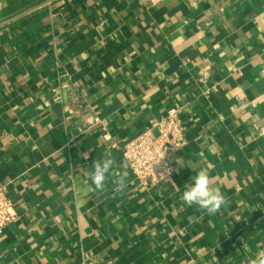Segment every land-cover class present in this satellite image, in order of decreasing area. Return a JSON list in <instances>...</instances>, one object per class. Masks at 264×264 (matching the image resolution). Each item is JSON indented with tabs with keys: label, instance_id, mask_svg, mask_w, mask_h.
Masks as SVG:
<instances>
[{
	"label": "crops",
	"instance_id": "1",
	"mask_svg": "<svg viewBox=\"0 0 264 264\" xmlns=\"http://www.w3.org/2000/svg\"><path fill=\"white\" fill-rule=\"evenodd\" d=\"M174 106L187 144L143 190L121 147ZM106 154L99 191L86 173ZM200 170L227 198L215 215L181 199ZM3 184L18 221L0 264H250L264 251V0H0Z\"/></svg>",
	"mask_w": 264,
	"mask_h": 264
},
{
	"label": "built area",
	"instance_id": "2",
	"mask_svg": "<svg viewBox=\"0 0 264 264\" xmlns=\"http://www.w3.org/2000/svg\"><path fill=\"white\" fill-rule=\"evenodd\" d=\"M183 110L184 106H174L162 116H153L142 134L121 147L124 162L143 190L154 188L174 176L178 153L187 144ZM104 138L111 140L108 134ZM110 147L117 148L118 145L111 143ZM8 187V184L0 185V236L18 221Z\"/></svg>",
	"mask_w": 264,
	"mask_h": 264
},
{
	"label": "clouds",
	"instance_id": "3",
	"mask_svg": "<svg viewBox=\"0 0 264 264\" xmlns=\"http://www.w3.org/2000/svg\"><path fill=\"white\" fill-rule=\"evenodd\" d=\"M116 161L110 154H106L102 159L94 162L92 169L86 173L88 179L99 191H103L105 183L110 175H114ZM126 181V174L116 177L115 183L121 187ZM191 184L185 185L181 199L191 207L197 206L209 215H215L220 209L227 204L226 196L217 188L210 184L208 171L200 170L191 178ZM250 264H264V251L258 253Z\"/></svg>",
	"mask_w": 264,
	"mask_h": 264
}]
</instances>
